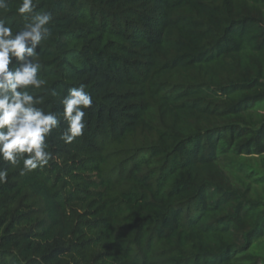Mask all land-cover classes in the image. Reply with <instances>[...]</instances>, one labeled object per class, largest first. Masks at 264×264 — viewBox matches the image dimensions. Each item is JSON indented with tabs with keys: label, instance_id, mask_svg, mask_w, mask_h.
Instances as JSON below:
<instances>
[{
	"label": "trees",
	"instance_id": "obj_1",
	"mask_svg": "<svg viewBox=\"0 0 264 264\" xmlns=\"http://www.w3.org/2000/svg\"><path fill=\"white\" fill-rule=\"evenodd\" d=\"M35 2L30 92L60 126L43 168L0 160V264H264V0ZM21 3L0 9L14 33Z\"/></svg>",
	"mask_w": 264,
	"mask_h": 264
},
{
	"label": "clouds",
	"instance_id": "obj_2",
	"mask_svg": "<svg viewBox=\"0 0 264 264\" xmlns=\"http://www.w3.org/2000/svg\"><path fill=\"white\" fill-rule=\"evenodd\" d=\"M7 7L8 0H0V9ZM37 7L35 0H22L18 13L24 24L15 33L0 20V160L12 166L22 160V172L48 164L51 153L46 140L52 130L60 126L57 115L37 107L42 97L30 92L46 84L38 75L40 64L36 62V49L47 39L53 21L51 12H38ZM61 103L63 118L68 121L61 138L70 144L84 134L85 109L92 106L93 98L81 84L70 88ZM7 179V169L0 170V183H6Z\"/></svg>",
	"mask_w": 264,
	"mask_h": 264
}]
</instances>
